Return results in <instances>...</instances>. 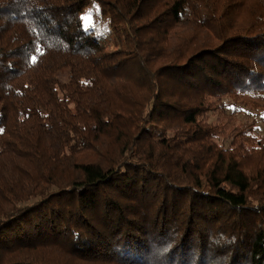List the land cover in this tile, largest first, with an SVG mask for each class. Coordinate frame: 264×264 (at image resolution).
Here are the masks:
<instances>
[{
  "label": "trees",
  "instance_id": "obj_1",
  "mask_svg": "<svg viewBox=\"0 0 264 264\" xmlns=\"http://www.w3.org/2000/svg\"><path fill=\"white\" fill-rule=\"evenodd\" d=\"M259 123L264 0H0V264H264Z\"/></svg>",
  "mask_w": 264,
  "mask_h": 264
},
{
  "label": "rangeland",
  "instance_id": "obj_2",
  "mask_svg": "<svg viewBox=\"0 0 264 264\" xmlns=\"http://www.w3.org/2000/svg\"><path fill=\"white\" fill-rule=\"evenodd\" d=\"M81 20L87 31H93L95 34V40L108 52L114 51L112 31L108 25V21L102 18L100 7L92 3L85 12L81 15ZM66 72H61L58 78L62 82H66ZM264 135V123H259L255 136L259 138Z\"/></svg>",
  "mask_w": 264,
  "mask_h": 264
}]
</instances>
